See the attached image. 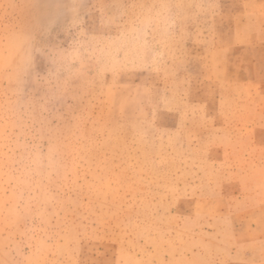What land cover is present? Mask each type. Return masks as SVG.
Here are the masks:
<instances>
[{"label": "rangeland", "instance_id": "374dc122", "mask_svg": "<svg viewBox=\"0 0 264 264\" xmlns=\"http://www.w3.org/2000/svg\"><path fill=\"white\" fill-rule=\"evenodd\" d=\"M0 264H264V0H0Z\"/></svg>", "mask_w": 264, "mask_h": 264}]
</instances>
